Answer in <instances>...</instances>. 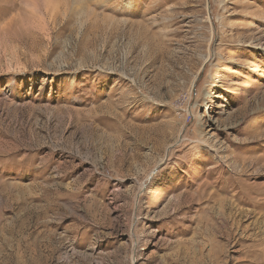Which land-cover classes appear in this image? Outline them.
<instances>
[{"label":"rangeland","instance_id":"obj_1","mask_svg":"<svg viewBox=\"0 0 264 264\" xmlns=\"http://www.w3.org/2000/svg\"><path fill=\"white\" fill-rule=\"evenodd\" d=\"M0 264H264V0H0Z\"/></svg>","mask_w":264,"mask_h":264}]
</instances>
